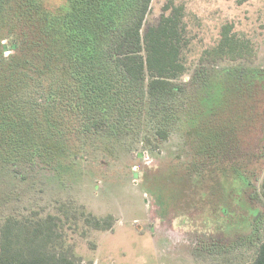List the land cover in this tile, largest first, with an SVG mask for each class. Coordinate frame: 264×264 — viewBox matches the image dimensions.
Masks as SVG:
<instances>
[{
    "label": "rangeland",
    "instance_id": "374dc122",
    "mask_svg": "<svg viewBox=\"0 0 264 264\" xmlns=\"http://www.w3.org/2000/svg\"><path fill=\"white\" fill-rule=\"evenodd\" d=\"M44 3L57 8L64 0ZM169 3L184 8L187 70L177 81L191 83L194 99L179 113L174 108L166 139L145 138L152 132L144 116L113 135H76L61 102L45 116L31 113L43 111L33 101L3 100L0 131L10 114L11 138L0 142L39 150L50 135L55 141L43 167H23L22 175L0 158V218L22 209L46 213L70 199L110 215V229L69 232L81 264H248L264 239V0H151L143 31L169 15ZM227 24L255 56L201 60ZM232 69L255 75L235 81ZM48 82L69 86L54 71L23 97Z\"/></svg>",
    "mask_w": 264,
    "mask_h": 264
},
{
    "label": "trees",
    "instance_id": "16d2710c",
    "mask_svg": "<svg viewBox=\"0 0 264 264\" xmlns=\"http://www.w3.org/2000/svg\"><path fill=\"white\" fill-rule=\"evenodd\" d=\"M150 3L64 0L52 8L44 0H0V112H5L1 106L9 96L12 102L33 101L43 109H33L35 115L48 116L61 102L75 120L76 135L116 134L136 115L151 124L147 140L166 139L167 127L178 118L174 108L179 113L194 99L191 83L177 81L187 70L181 51L184 8L169 3L165 6L169 15L143 31ZM254 56L251 43L233 34L227 24L201 60L237 62ZM54 71L68 80L65 91L64 84L48 82L32 86L23 97L32 81ZM253 71L232 69L231 75L235 81L243 80L248 74L254 76ZM9 118L10 114L0 131L1 141L11 138ZM54 137L50 135L48 147L39 150L20 142H0V158L15 175H22L23 167L42 168L54 152ZM53 206L46 213L22 209L0 218V264H81L67 244L69 232L106 230L114 222L110 215L98 217L74 199ZM248 264H264V239Z\"/></svg>",
    "mask_w": 264,
    "mask_h": 264
}]
</instances>
